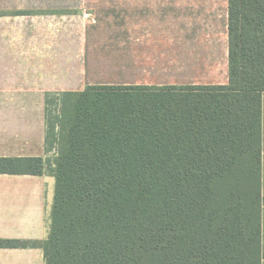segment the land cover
<instances>
[{
    "label": "trees",
    "instance_id": "1",
    "mask_svg": "<svg viewBox=\"0 0 264 264\" xmlns=\"http://www.w3.org/2000/svg\"><path fill=\"white\" fill-rule=\"evenodd\" d=\"M229 82L91 85L53 175L45 264H262L264 0H229ZM46 97V152L49 98ZM45 157L0 173L45 174Z\"/></svg>",
    "mask_w": 264,
    "mask_h": 264
},
{
    "label": "crops",
    "instance_id": "2",
    "mask_svg": "<svg viewBox=\"0 0 264 264\" xmlns=\"http://www.w3.org/2000/svg\"><path fill=\"white\" fill-rule=\"evenodd\" d=\"M228 20L229 0H0V157L46 155L48 93L227 84ZM262 147L264 196V92ZM55 183L0 173V239L46 238ZM261 224L264 253V201ZM0 264H45L44 249L0 247Z\"/></svg>",
    "mask_w": 264,
    "mask_h": 264
},
{
    "label": "rangeland",
    "instance_id": "3",
    "mask_svg": "<svg viewBox=\"0 0 264 264\" xmlns=\"http://www.w3.org/2000/svg\"><path fill=\"white\" fill-rule=\"evenodd\" d=\"M75 97L58 93L49 98L48 120L50 127V140L46 152L45 172L53 175L58 154L66 140L67 123L72 114V104ZM54 176V175H53Z\"/></svg>",
    "mask_w": 264,
    "mask_h": 264
}]
</instances>
